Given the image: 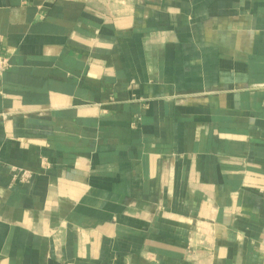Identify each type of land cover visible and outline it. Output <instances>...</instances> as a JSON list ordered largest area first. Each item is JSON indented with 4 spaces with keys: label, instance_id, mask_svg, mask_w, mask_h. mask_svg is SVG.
Segmentation results:
<instances>
[{
    "label": "crops",
    "instance_id": "0c3cea01",
    "mask_svg": "<svg viewBox=\"0 0 264 264\" xmlns=\"http://www.w3.org/2000/svg\"><path fill=\"white\" fill-rule=\"evenodd\" d=\"M0 53V264H264V0H0Z\"/></svg>",
    "mask_w": 264,
    "mask_h": 264
},
{
    "label": "built area",
    "instance_id": "2783aa9c",
    "mask_svg": "<svg viewBox=\"0 0 264 264\" xmlns=\"http://www.w3.org/2000/svg\"><path fill=\"white\" fill-rule=\"evenodd\" d=\"M11 68L12 64L10 59L6 55L0 53V77H3ZM4 115V113L0 112V119L4 117ZM15 177L20 179L21 182H27L32 177V174L29 171L21 170Z\"/></svg>",
    "mask_w": 264,
    "mask_h": 264
}]
</instances>
